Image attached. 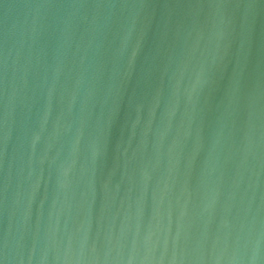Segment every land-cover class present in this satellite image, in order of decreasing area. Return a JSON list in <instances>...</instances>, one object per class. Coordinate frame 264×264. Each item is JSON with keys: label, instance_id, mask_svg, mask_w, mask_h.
<instances>
[{"label": "water", "instance_id": "95a60500", "mask_svg": "<svg viewBox=\"0 0 264 264\" xmlns=\"http://www.w3.org/2000/svg\"><path fill=\"white\" fill-rule=\"evenodd\" d=\"M0 264H264V0H0Z\"/></svg>", "mask_w": 264, "mask_h": 264}]
</instances>
